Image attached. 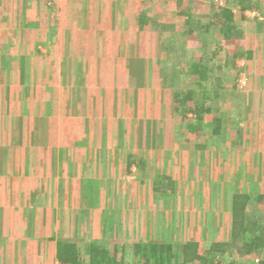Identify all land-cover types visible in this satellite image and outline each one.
<instances>
[{
    "label": "crops",
    "instance_id": "obj_1",
    "mask_svg": "<svg viewBox=\"0 0 264 264\" xmlns=\"http://www.w3.org/2000/svg\"><path fill=\"white\" fill-rule=\"evenodd\" d=\"M46 1L41 0L38 5L45 6ZM190 1L176 0L181 20L175 23L157 13L151 15L146 0H57V12L50 14L51 24L49 17L33 12L30 17L27 11L17 14V21L13 16L0 17V264H54L59 238L75 240L82 251L88 243L111 250L107 242L114 240L118 231L110 227L112 231L108 232L114 222L107 225V216L109 219L112 215L118 224V218L127 214L117 210L113 212H118L117 216L112 212H92L99 204L118 196L117 188L122 182L114 177L115 173L129 176L135 173L136 166L149 163L145 155H138L137 149L144 150L143 154L146 146L161 155L174 147L172 153L182 158L185 170L190 166L187 172L192 176L195 156L200 151L208 153L209 148L215 150L218 142L210 147L209 140H224L225 133L228 135L227 121L235 124L233 116L224 120L213 138L209 136L210 129L200 134L188 131L182 116L176 114L174 92L165 80L168 67L162 66L161 46H170L172 40L182 43L187 19L183 13ZM225 1L220 5L224 6ZM192 2L190 11L196 5V0ZM229 6L237 30V36L232 38L244 43L247 32L238 28L235 21H242L252 12ZM256 26L249 36L261 43L262 50L245 46L248 58L240 51L234 56L235 65L232 63L233 68L247 74L249 88L238 92L237 84L226 87L236 92L233 100L229 99L231 106L243 109L242 114H233L240 119L239 132L234 125L236 135L252 138L248 150L260 158L264 177V114L259 110L264 108V21L256 22ZM245 59L249 60L244 64L248 65L247 70L239 66ZM178 67L183 69L182 65ZM137 91L141 93L136 94L138 98L147 95H143L145 102L137 104L138 110L125 102L135 98ZM149 107L163 108L167 120L160 115L162 110L159 113ZM172 129L178 131L172 135ZM186 153L191 156L184 162ZM197 161L201 162L199 157ZM155 162L160 169L168 166L162 158ZM180 177L174 185L182 188V194L184 187H194L196 183L202 187V196L212 193V201H207L202 209L197 199L193 200L201 212L187 207L186 200L185 207L176 209L175 214L164 206L162 214H151L155 220L148 228L146 217L151 216L135 214L134 210L132 220L127 219L132 232L129 241L142 234L143 238L149 235L164 243L162 237L171 230L199 232L210 203L218 211L223 204L227 207L216 221L228 224L226 228L220 226V232L223 228L224 235L229 232L232 214L230 202L223 203L224 192L217 195L206 175L201 180L187 174ZM133 184L127 182L126 186ZM168 188L171 195L172 185ZM204 199L200 196L199 202ZM127 200L124 198V202ZM106 234L109 239H102ZM230 236L228 233V239L209 244L228 242ZM188 241L198 244L200 254L197 237L190 236L177 245ZM127 264H134L133 260L127 259Z\"/></svg>",
    "mask_w": 264,
    "mask_h": 264
},
{
    "label": "rangeland",
    "instance_id": "obj_2",
    "mask_svg": "<svg viewBox=\"0 0 264 264\" xmlns=\"http://www.w3.org/2000/svg\"><path fill=\"white\" fill-rule=\"evenodd\" d=\"M57 0H47L45 6L38 5L41 0H2L0 3V17L5 18V17H10L13 16L14 20H18V15H22L23 11L28 12L29 16L31 17V12L37 14L40 16L41 14L45 17H49L48 23H53V19L50 18V14H53L56 11L55 5H56ZM147 2L150 3V14L153 15L157 13L158 15H161L164 17V19L167 22L175 23V22H180V18L178 13L181 12V9H178L176 0H146ZM225 0H196V5H192L191 7V12L195 15L201 16V22L199 21V24H207V22L211 21L210 18V5L211 3L217 2L218 4H223ZM263 5H264V0H259ZM128 7V6H127ZM54 8V10H53ZM16 15H13L14 11L17 10ZM48 9H51V11H48ZM130 7H128V10L130 12ZM54 11V12H53ZM45 15H44V14ZM18 14V15H17ZM260 16L259 18L252 17L250 14L246 16V18H243L242 21L238 18L235 22V24L243 30L244 32H247V37L245 38L246 41L244 43H239L238 40H231L227 41L224 40L223 36L220 35L217 32L216 27L212 26L210 28V32L207 34H204L203 32L195 31V41L191 42H186L187 38V33L183 34L181 36V41L184 43V50H183V62H181L182 66L186 67V70L188 71L190 69V65L192 63L197 62L198 59H203L207 61L205 65L206 72V80L201 82V84L205 85L206 91L209 93L210 98L212 97L211 101V106H212V112L207 113L205 115V124L203 127V131L209 130L210 125L212 123V120L215 117L222 116L225 118L224 120H227L228 118H231L233 116L235 124H231L227 121V126L229 128L228 130V135L225 133L224 140H221L219 138H215V140L210 141L209 140V146L211 147L215 142H218L217 144H214L215 150L213 148L208 149V153L200 151L196 156H195V164H194V169H193V175L190 176L187 172V169L185 170L183 167L185 164L182 163V158H177L175 157V154L172 153L174 150V147H171V149L167 148L164 150V153L161 155H157L158 153H153V151H150L148 148L145 146L146 152L141 154L144 150L142 149H137L138 155H145L146 159L149 160V163H144L145 165H142L144 169L141 167L136 166V171L134 174L131 175H126L122 173H115V178L120 180L122 184L117 188L118 191V196H113L110 201L103 202L98 205L97 209L94 208L92 214H107L108 212H113L117 210L118 212H121L122 214H127V217H121L118 218V224L117 220L111 218L108 219L109 216H107L106 219V224H110L111 221H113V226L110 224L108 226V232L112 231L110 227L121 234L125 235L123 237V241H127L128 239L132 238V232L130 231V225L127 226L125 222L128 220H132L134 210L135 214H158L159 211H161V214L164 210H162V207L167 206L169 207L168 212L170 211L171 214H175V210L179 208L185 207L184 200L188 201L187 207H193L194 212H201L203 210L199 209L202 208L208 203L211 202L212 199L211 197L213 196L212 193L208 194L207 196H202L201 193V186H197L195 183L194 187H184L183 193L182 194V188L175 187L174 185V180L176 182L180 181V176L183 174H187L188 177L193 178L194 180H201L204 175H206V178L210 180L211 185L213 188L216 189V194H220V191L224 192V200L223 203L230 202L231 196L233 193H236L239 190H247V191H252L256 192L254 190L255 187L260 189V192H264V179L263 177V172L260 170V158L257 157V155L250 154L248 150V145H251L253 141L248 138V137H242L243 135L240 136V134L236 135V130L234 125L237 127L238 132L240 129V119H236L237 117L233 114H238V111L242 114L243 109L241 107L237 108L234 106H231L230 100H233V97L235 95L232 90H229L226 87L228 84L229 86L231 84L235 85V87H238L237 91H246L248 86V76L243 72V70H240L239 68H233L232 62L236 60V55L240 54V51L242 52L243 55H246L247 50H244L243 47H254L255 50H262L261 43L257 44L256 39L250 37V32L255 30L256 22H261L264 20V18ZM13 20V23H14ZM16 26H20V23H15ZM186 31V30H185ZM16 32V31H15ZM198 33V34H197ZM253 34V33H252ZM173 39H175L174 35L171 36ZM176 41V40H175ZM172 48H174V54L172 57V60L168 62V59H165L163 57L164 52L161 51L160 53L162 54V66L163 64L168 67V73L170 72V76L167 77V79H170L174 77L176 74L173 72L176 69V66L180 62L175 61L176 57V50H179V45L178 42H173L171 44ZM220 47V49H219ZM178 48V49H177ZM248 49V48H247ZM219 50V51H218ZM218 52L217 54L215 52ZM216 55H215V54ZM245 53V54H244ZM257 53V52H256ZM214 54V56H213ZM166 56V55H164ZM229 56V58H228ZM191 58V61H190ZM224 60L229 61L227 62V65H224ZM255 63L257 58H254ZM245 63L242 65H239L240 68H243L245 65L248 64L247 59L244 60ZM254 62V61H253ZM177 63V65H176ZM264 64V61H262ZM250 64V63H249ZM178 67V66H177ZM184 69V68H183ZM189 73V72H188ZM167 74V73H166ZM167 79L166 83L168 82ZM138 80V79H137ZM198 80V77L195 76H189L188 74L181 75L177 81L174 82L175 88H180L188 90V89H197L196 85L191 83V81H196ZM243 80V81H242ZM158 81V79H157ZM242 81V82H241ZM245 81V82H244ZM159 84V82H157ZM247 87V88H246ZM153 88H151L150 91H152ZM149 91V92H150ZM260 91V90H259ZM174 92V90H173ZM140 92H135V98H130L129 101H125L127 103H130L131 106L133 105L136 110L137 104L140 103V101H144L143 97L145 94L142 95V98L136 97V94ZM145 93H148L146 90ZM147 95L144 97L146 98ZM202 97V96H200ZM262 97V96H261ZM146 108V107H145ZM149 110L155 111L158 110L160 115L163 116V120H167V118H164V112L163 108H157V107H149ZM260 113L264 114V108L260 109ZM259 113V114H260ZM172 114H175V111ZM178 114V112L176 113ZM189 114V113H188ZM178 115L181 116L179 113ZM189 116H192L194 118V115L190 113ZM242 117V116H241ZM168 123V122H167ZM153 124V123H152ZM164 125V123H162ZM104 125V124H103ZM166 125V124H165ZM171 126V124H170ZM173 128V126H172ZM133 129V128H132ZM178 130L172 129V135L175 134ZM200 134V133H199ZM241 138V139H240ZM173 141V139H172ZM201 142V138H200ZM207 151V150H206ZM215 153V155H214ZM191 154L186 153L183 155V161H188L190 158ZM201 160V162L198 164V159ZM161 158L163 160L168 161V166L164 165V167L160 169L159 164L155 162V160L161 161ZM259 160L258 162H256ZM136 161V160H135ZM190 167V166H189ZM183 169V170H182ZM105 171H102V179H105ZM264 178V177H263ZM169 180H172V184H169ZM127 182H132L134 183L133 186L128 187L126 186ZM161 186L160 192L163 191V193H160L157 191V193L152 192L151 190L153 189L154 186ZM170 185L173 187V192L171 195H169L170 189L168 188ZM257 190V189H256ZM116 191V192H117ZM165 191L167 196L165 197ZM178 193V194H176ZM205 194V193H204ZM227 194V195H225ZM117 195V193H116ZM206 195V194H205ZM215 195V194H214ZM200 196L205 197V199L202 202L200 201ZM118 197V198H117ZM182 197L183 199H181ZM117 198V199H116ZM124 198L128 199L127 202H124ZM171 200V202H165L163 200ZM197 199V204L199 208H196L195 203L193 200ZM211 200V201H210ZM208 201V202H207ZM172 203V204H171ZM213 204V203H212ZM212 204L210 203V208L206 210L207 214L203 220H205V223L203 226H200V231L199 232H194L193 230L191 231H186V232H173L172 230L170 234H166V237H162V242L166 244H173L174 248L177 246V243L179 241H184L190 236L197 237L200 241V254L206 249L209 245L210 242L214 240H220L224 238L228 239V233L225 232L224 235V228L227 227L225 224L216 221V218L218 214H223V212H226L227 207L223 204L221 205L220 210L218 211L214 207L212 208ZM135 206V208H134ZM209 207V206H208ZM262 210H264V204L261 205L260 207ZM84 209V208H82ZM259 207L257 206V210ZM178 211V210H177ZM215 211V212H214ZM229 211V210H228ZM116 212V213H118ZM263 212V211H262ZM113 214V216H117V214ZM177 213V212H176ZM179 213V212H178ZM177 213V214H178ZM119 214V213H118ZM215 214V215H213ZM213 216V218H212ZM148 224L146 227L148 228L149 225L151 226L154 222V218L151 217H146ZM157 218V217H156ZM201 219V218H200ZM122 221V223L120 222ZM138 222H142V219H137ZM258 223L261 226H264V212L260 215ZM116 225V227L114 226ZM224 226L223 228V233L220 234L221 232L219 231V227ZM140 228V226H139ZM146 228V229H147ZM130 232V233H129ZM177 233V234H174ZM194 233V234H193ZM197 235H196V234ZM142 235V234H141ZM136 236V239H143L142 236ZM248 236H252L251 233H247ZM109 235H104L102 239H109ZM134 237V236H133ZM145 238V237H144ZM151 239H156V238H151ZM229 242V241H228ZM175 244V245H174ZM241 245V244H240ZM238 245V246H240ZM235 246L231 249V252L226 254L225 256H222L223 254H216V255H211V260L212 263L215 261H218L219 264H227L231 262V259H235L238 262L242 263H251L252 261H255V254L252 255H244L242 256L243 248L242 245L241 247ZM238 247V248H237ZM131 254V253H130ZM129 254V255H130ZM231 257V258H230ZM129 260H131L130 257H128ZM194 264H199V262H195ZM214 264V263H213Z\"/></svg>",
    "mask_w": 264,
    "mask_h": 264
},
{
    "label": "trees",
    "instance_id": "obj_3",
    "mask_svg": "<svg viewBox=\"0 0 264 264\" xmlns=\"http://www.w3.org/2000/svg\"><path fill=\"white\" fill-rule=\"evenodd\" d=\"M1 2L2 0H0ZM190 4H193L192 0L188 3V7L185 8L183 13V15H187L184 25L186 31H184V34L188 32L186 38V42L188 43L194 41L196 30L200 33L208 34L212 26L216 27L217 32L223 36L224 40H234L232 37L237 36V30L233 25L232 11L228 8L230 4L240 11L249 10L257 12L264 18V5L259 0H226L224 6L217 2L210 5L211 21L201 25L199 24L201 16L195 15L193 12L191 13L189 10ZM173 42L174 40H172L171 44ZM171 44L168 47L161 46V51L164 52L163 57L168 59V62L170 59L172 60L174 54V48L171 47ZM178 45L179 50H176V57L174 58L177 63L183 62L184 59L182 56L184 43H179ZM215 53L217 54L218 52L216 51ZM246 57L248 58V55ZM227 62L229 61L224 60V63ZM235 62H232L234 63L233 65H235ZM206 63L207 61L199 59L196 63L193 62L190 65L191 67L188 71L184 66V69L181 70L177 67L173 71L176 74L174 77L167 79L170 76V72L165 75L168 86L174 90L173 100L176 110L181 114L186 129L192 133H202L204 127L203 117L205 114L213 111L211 106L212 97L210 98L205 85L201 84L207 78ZM181 65L180 62L178 66ZM245 67L244 70L249 68L248 65H245ZM187 74L198 77V80L191 81V83L197 86V89L181 90L180 88H175L174 82L181 75L186 76ZM190 113L194 115V118L189 116ZM223 123L224 118L222 116L215 117L212 120L210 125L211 132H209L211 138L217 135ZM160 188L161 186H157L156 183V186L151 191L157 193V191L161 190ZM254 190L256 192L241 189L232 194L230 200V214H232V224L229 230L231 234L230 241L223 243L215 242L204 249L201 255L198 254V244L192 241L178 244L174 248L172 243H158L151 239L149 235L139 240L135 236L132 241H129V239L123 241V234L117 232L115 239L107 242L110 244L111 250H108L105 245L97 246L88 243L84 245L86 250L82 251V248L77 247L75 240L71 241L59 238L56 241L57 261L69 264H127V259L130 257L134 264H194L195 262H199V264H219L218 261L212 263L211 255L223 254L222 256L226 257V254L231 252L233 247L241 244L243 254L240 257L255 254V258L260 259L257 262L252 261L251 263H242L231 259V262L227 264H264V226L260 227L258 223L260 215L264 212L260 208L264 204V192H260V189L257 187ZM257 206L259 207L258 210ZM125 224L127 225L128 223L125 222ZM247 233H251L252 236H248ZM241 245L238 247H241Z\"/></svg>",
    "mask_w": 264,
    "mask_h": 264
},
{
    "label": "built area",
    "instance_id": "obj_4",
    "mask_svg": "<svg viewBox=\"0 0 264 264\" xmlns=\"http://www.w3.org/2000/svg\"><path fill=\"white\" fill-rule=\"evenodd\" d=\"M252 17H255V18H259L260 15L257 13V12H252L250 14ZM259 259H256L255 261L257 262ZM54 264H69V263H63V262H59V261H55Z\"/></svg>",
    "mask_w": 264,
    "mask_h": 264
},
{
    "label": "clouds",
    "instance_id": "obj_5",
    "mask_svg": "<svg viewBox=\"0 0 264 264\" xmlns=\"http://www.w3.org/2000/svg\"><path fill=\"white\" fill-rule=\"evenodd\" d=\"M256 259H260V258H256ZM254 262H256V261H254Z\"/></svg>",
    "mask_w": 264,
    "mask_h": 264
}]
</instances>
